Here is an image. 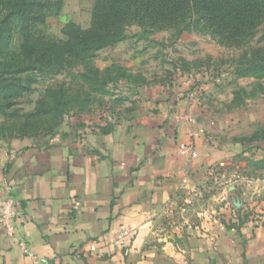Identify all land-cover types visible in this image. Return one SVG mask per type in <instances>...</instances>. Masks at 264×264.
Returning a JSON list of instances; mask_svg holds the SVG:
<instances>
[{"label":"crops","instance_id":"0c3cea01","mask_svg":"<svg viewBox=\"0 0 264 264\" xmlns=\"http://www.w3.org/2000/svg\"><path fill=\"white\" fill-rule=\"evenodd\" d=\"M236 85L123 86L111 112L66 116L48 137L0 136L17 235L46 264H264L251 221L264 214V94L238 100ZM200 195L207 207L184 218ZM27 263L0 225V264Z\"/></svg>","mask_w":264,"mask_h":264},{"label":"rangeland","instance_id":"374dc122","mask_svg":"<svg viewBox=\"0 0 264 264\" xmlns=\"http://www.w3.org/2000/svg\"><path fill=\"white\" fill-rule=\"evenodd\" d=\"M29 1L41 4L35 12L45 20L38 23L45 40L66 39L74 30L69 25L84 31L96 21L97 0ZM255 5L256 18L242 30L211 32L197 14L183 16L180 30L131 23L119 32L121 40L91 57L49 68L26 65L19 22L10 23V31H0V136L48 137L66 116L111 112L110 97L123 86L153 87L177 77L238 84V100L264 94V0ZM10 8H1L0 20ZM198 200L182 203L184 218L193 221L194 211L207 207L205 198Z\"/></svg>","mask_w":264,"mask_h":264},{"label":"trees","instance_id":"16d2710c","mask_svg":"<svg viewBox=\"0 0 264 264\" xmlns=\"http://www.w3.org/2000/svg\"><path fill=\"white\" fill-rule=\"evenodd\" d=\"M9 4L10 10L0 20V31H10L9 24L18 21L22 31L19 51L31 64L26 65L40 63V67L47 68L91 57L94 51L121 40L119 32L131 23L180 30L186 25L180 21L183 16L197 14L204 19L206 29L225 34L242 30L257 15L255 0H97L96 21L88 30L69 25L73 32L66 39L52 42L38 36V23L45 21L38 20L35 12L41 4L0 0V14L4 13L1 8Z\"/></svg>","mask_w":264,"mask_h":264},{"label":"built area","instance_id":"2783aa9c","mask_svg":"<svg viewBox=\"0 0 264 264\" xmlns=\"http://www.w3.org/2000/svg\"><path fill=\"white\" fill-rule=\"evenodd\" d=\"M188 148H186L187 150ZM183 149L182 151H184ZM80 206L79 201L73 202L74 209H77ZM252 223L258 225L259 227L264 228V214H252ZM17 202L14 197L10 194V191L7 187L3 190L0 195V225L4 229L5 233L11 237L18 248L21 250L23 255L27 258V264H46V262L36 255L31 249L28 242L23 238L17 235ZM129 235V232L124 230L121 233V237L125 238ZM90 250L94 251L95 246L91 245Z\"/></svg>","mask_w":264,"mask_h":264}]
</instances>
